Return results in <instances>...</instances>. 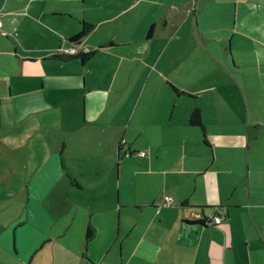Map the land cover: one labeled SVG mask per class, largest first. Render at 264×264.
Listing matches in <instances>:
<instances>
[{"label": "crops", "instance_id": "1", "mask_svg": "<svg viewBox=\"0 0 264 264\" xmlns=\"http://www.w3.org/2000/svg\"><path fill=\"white\" fill-rule=\"evenodd\" d=\"M0 17V144L55 116V169L107 186L88 264H264V0H0Z\"/></svg>", "mask_w": 264, "mask_h": 264}, {"label": "rangeland", "instance_id": "2", "mask_svg": "<svg viewBox=\"0 0 264 264\" xmlns=\"http://www.w3.org/2000/svg\"><path fill=\"white\" fill-rule=\"evenodd\" d=\"M62 113L65 117L69 115L66 108ZM54 119L57 121L50 124V132L43 130L48 125L35 128L25 124L24 131L33 134L29 138L36 134L34 139L21 142L12 138L10 144H0V159L6 168L14 170L3 172L0 167V264H88L98 259V252H86L79 246L80 234L90 224L88 209L103 214L107 203L95 191L107 186L91 187L93 177L83 179L80 184L85 190L79 191L70 184L67 177L72 173H67L66 167L64 171L55 169V157L60 155L67 135L62 137L64 124L55 116ZM4 132L15 131L6 127ZM119 140V144H127V150L128 141ZM8 158L12 160L7 161ZM48 165L51 168H46ZM22 167L23 172H16ZM128 185L129 180L122 179L112 201H117L120 189L122 193H130ZM85 255L89 256L88 261Z\"/></svg>", "mask_w": 264, "mask_h": 264}, {"label": "trees", "instance_id": "3", "mask_svg": "<svg viewBox=\"0 0 264 264\" xmlns=\"http://www.w3.org/2000/svg\"><path fill=\"white\" fill-rule=\"evenodd\" d=\"M94 26L90 23H85L84 29L82 30V32L80 34H78L75 38H73L71 40V42H80L82 41L85 37H87L93 30ZM95 53H88V54H80L78 56H70L69 58H65V59H69V60H80L83 64H86L94 55ZM56 57L63 59V56H57ZM190 124L192 126H196V127H200L203 128V123H202V116L199 110H196L192 116H191V120H190ZM204 129V128H203ZM122 143V142H121ZM123 148V145L120 144L119 146V151H121ZM129 156H131L129 154ZM200 224L202 226H210L213 225L211 223H209V219L207 218V216L201 218V222ZM87 237L88 239L92 237V231L89 229L87 232Z\"/></svg>", "mask_w": 264, "mask_h": 264}, {"label": "built area", "instance_id": "4", "mask_svg": "<svg viewBox=\"0 0 264 264\" xmlns=\"http://www.w3.org/2000/svg\"><path fill=\"white\" fill-rule=\"evenodd\" d=\"M2 28H3V23L0 20V31H2ZM3 35L6 36V32H3ZM76 53H77L76 49H70L66 52V54H69V55H75ZM125 144L126 143L122 142V145H125ZM145 155H146L145 153H141L142 157H145ZM171 202H172V197L165 195L164 196V206H169ZM207 218L209 219V223L216 224V225H220L224 221V217H215L213 215H208Z\"/></svg>", "mask_w": 264, "mask_h": 264}, {"label": "bare ground", "instance_id": "5", "mask_svg": "<svg viewBox=\"0 0 264 264\" xmlns=\"http://www.w3.org/2000/svg\"><path fill=\"white\" fill-rule=\"evenodd\" d=\"M0 20H1V21H2V23H3V20L1 19V17H0ZM6 36H8V34H7V33H6ZM9 36H10V37H12V36H13V37H16V36H17V34H15V33H14V34H9ZM71 49H76V48H71ZM76 50H77V49H76ZM77 54H78V50H77V53H76L75 55H77ZM121 144H122V143H121ZM125 145H126V144H125ZM125 145H123V146H125ZM127 156H129V154H128Z\"/></svg>", "mask_w": 264, "mask_h": 264}]
</instances>
